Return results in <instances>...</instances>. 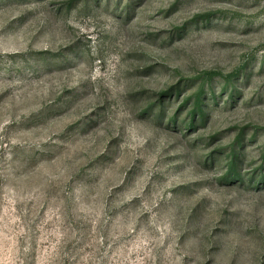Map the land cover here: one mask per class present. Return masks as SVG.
I'll list each match as a JSON object with an SVG mask.
<instances>
[{
  "label": "rangeland",
  "instance_id": "374dc122",
  "mask_svg": "<svg viewBox=\"0 0 264 264\" xmlns=\"http://www.w3.org/2000/svg\"><path fill=\"white\" fill-rule=\"evenodd\" d=\"M0 264H264V0H0Z\"/></svg>",
  "mask_w": 264,
  "mask_h": 264
}]
</instances>
